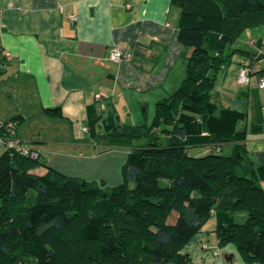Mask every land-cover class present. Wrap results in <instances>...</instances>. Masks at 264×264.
<instances>
[{"label": "trees", "instance_id": "trees-1", "mask_svg": "<svg viewBox=\"0 0 264 264\" xmlns=\"http://www.w3.org/2000/svg\"><path fill=\"white\" fill-rule=\"evenodd\" d=\"M172 4L180 9L186 75L157 101L152 124H124L115 108L104 118L88 105L96 145L144 141L129 152L123 182L105 187L53 167L41 175L31 172L38 159L10 149L0 156V264H193L184 248L213 217L220 247L232 244L251 264H264V151L247 149L246 107L213 100L235 55H252L234 44L264 25V0ZM132 54L144 51L137 45ZM200 147L210 150L194 155Z\"/></svg>", "mask_w": 264, "mask_h": 264}, {"label": "crops", "instance_id": "crops-1", "mask_svg": "<svg viewBox=\"0 0 264 264\" xmlns=\"http://www.w3.org/2000/svg\"><path fill=\"white\" fill-rule=\"evenodd\" d=\"M179 18L172 0H0V62L5 67L0 70V123L13 122L24 145L40 151L31 172L42 175L53 167L71 173L66 168L74 161L101 153L87 130L88 105L96 104L104 118L115 108L122 123L133 124L126 122L134 115L132 109L147 119L153 103L179 88L186 75ZM262 26L252 31L250 43L235 42L237 49L252 55H235L213 94L219 106L248 110L240 128L250 132L246 146L251 152L264 151ZM258 40H263L262 47ZM137 45L143 55L132 54ZM113 47L130 52L131 58L113 61ZM247 65L251 82L243 85L238 74ZM6 132L0 128V156L7 150ZM209 150L193 154L203 156ZM213 219L184 248L193 264H216L221 254H216ZM230 251L226 258L233 264Z\"/></svg>", "mask_w": 264, "mask_h": 264}, {"label": "rangeland", "instance_id": "rangeland-1", "mask_svg": "<svg viewBox=\"0 0 264 264\" xmlns=\"http://www.w3.org/2000/svg\"><path fill=\"white\" fill-rule=\"evenodd\" d=\"M257 29H263V26L259 25V26L245 29L237 40H243V41H246L247 43H250V39L252 38V36H254L252 34L253 33L252 31H257ZM259 60H256L255 62L257 63L259 62ZM240 70H239V73H240ZM215 101L217 102L219 100L215 99ZM155 109H156V104L153 103L149 108V114L147 115L148 116L147 119H146V115L142 116L143 113L141 112V110H138V113H135V109H132L134 115L133 117L128 119L129 121H126V122L133 123V124H140V123L147 121L149 124H152L154 116H155ZM139 112L141 114H139ZM137 116L141 117L140 119L141 121L139 120V118H137ZM143 142L144 141H139L138 139H135L132 143V147L130 148L127 146L104 147L102 145H97L98 146L97 150L101 152L100 154H98L96 157H91L89 160H84L80 162L74 161L75 163L74 165L66 168L69 172H71V173H66V175L79 176V177L88 179L90 181H95L99 183L100 185L105 184L104 185L105 187H114L120 184L121 182H123L124 180L123 167L127 161L129 152L133 148L138 147ZM201 149H204V148L202 147L194 148L192 151L194 153ZM231 150H232L231 146L226 145L225 147H223L222 153L228 155L231 152ZM92 154L94 155V152H92ZM176 218L177 216L173 214L170 217V221L174 222ZM211 222H214L213 218H211L206 223L205 225L206 228L211 227ZM213 235L217 236L216 232L213 233ZM218 248L219 249L218 251H216V254L218 253H221V254L220 256H217L215 258L216 264H231V262L228 261V259L226 258L227 254H230L231 252L230 249H232L233 251L232 253L235 254L234 259H233V264H251V262H248L244 258L242 252H240L232 244H228L223 247L218 246Z\"/></svg>", "mask_w": 264, "mask_h": 264}, {"label": "built area", "instance_id": "built-area-1", "mask_svg": "<svg viewBox=\"0 0 264 264\" xmlns=\"http://www.w3.org/2000/svg\"><path fill=\"white\" fill-rule=\"evenodd\" d=\"M72 19L75 21L77 18L75 16L72 17ZM5 55L7 56V53L3 51ZM132 54L130 52L118 49L117 47H113L111 50V59L115 62H120L123 59L131 58ZM4 67V63L0 62V69ZM238 80L243 85H249L251 82V70L248 68V66H243L240 70ZM260 88H264V77L260 78ZM0 128H5L7 131V134L4 138V141L6 143L7 149L14 150L18 152L21 155L30 157L34 160L39 159L41 156V153L37 149H33L30 147H27L24 145L23 141L19 139L16 135V127L13 122H7V123H0ZM208 245H205V248H208Z\"/></svg>", "mask_w": 264, "mask_h": 264}]
</instances>
